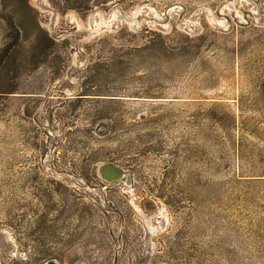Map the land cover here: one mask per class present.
I'll use <instances>...</instances> for the list:
<instances>
[{
    "label": "rangeland",
    "instance_id": "374dc122",
    "mask_svg": "<svg viewBox=\"0 0 264 264\" xmlns=\"http://www.w3.org/2000/svg\"><path fill=\"white\" fill-rule=\"evenodd\" d=\"M49 260L264 264V0H0V264Z\"/></svg>",
    "mask_w": 264,
    "mask_h": 264
},
{
    "label": "water",
    "instance_id": "95a60500",
    "mask_svg": "<svg viewBox=\"0 0 264 264\" xmlns=\"http://www.w3.org/2000/svg\"><path fill=\"white\" fill-rule=\"evenodd\" d=\"M114 168H117L118 169V171H121V172H123L117 165H115V164H112V163H104V165H103V167H99V174L106 180V181H108L109 183H118V182H120L124 177H125V175L123 176V178L120 180V181H118V180H116V179H112L111 177H110V175H108V172H109V170H114ZM118 181V182H117ZM49 262V264H55V261L54 260H49L48 261Z\"/></svg>",
    "mask_w": 264,
    "mask_h": 264
},
{
    "label": "bare ground",
    "instance_id": "6f19581e",
    "mask_svg": "<svg viewBox=\"0 0 264 264\" xmlns=\"http://www.w3.org/2000/svg\"><path fill=\"white\" fill-rule=\"evenodd\" d=\"M103 165H104V163L101 164L100 167H103ZM108 175H110V177H111L112 179H116V180L120 181V180L123 178V176H124L125 174H124V172L118 171L117 168H114V170H109ZM118 181H117V182H118ZM54 261H55V260H54ZM47 264H49V262H48ZM55 264H57L56 261H55Z\"/></svg>",
    "mask_w": 264,
    "mask_h": 264
}]
</instances>
